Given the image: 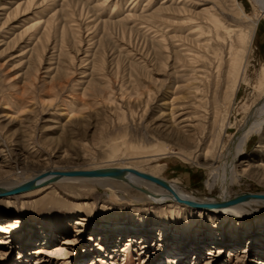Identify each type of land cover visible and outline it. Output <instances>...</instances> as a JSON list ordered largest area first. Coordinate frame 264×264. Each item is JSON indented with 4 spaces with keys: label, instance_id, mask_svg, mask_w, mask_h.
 Instances as JSON below:
<instances>
[{
    "label": "rangeland",
    "instance_id": "obj_1",
    "mask_svg": "<svg viewBox=\"0 0 264 264\" xmlns=\"http://www.w3.org/2000/svg\"><path fill=\"white\" fill-rule=\"evenodd\" d=\"M26 1L0 0V183L18 184L48 169L119 167L148 173L162 167L159 177L177 182L182 191L216 196L219 188L204 155L216 166L221 163L214 158L225 154L245 120L242 104L250 106L255 99L252 89L264 68L259 7L264 0H190L183 7L180 0H38L22 11ZM17 5L21 12L15 14ZM208 9L228 24L253 31L251 86L241 89L231 127H199L191 132L193 140L171 122L177 106L193 113L200 98L173 40L190 43L189 22L205 25ZM37 22L36 39L28 40L24 31ZM197 141L205 151L195 149ZM259 158L264 159V129L236 156L230 195H264ZM120 186L65 183L8 197L11 206L1 201L0 264L264 261V229L244 231L236 219L221 229L224 223L215 216L194 221L184 211L169 213ZM78 209L83 219L74 221ZM39 216L48 223H36ZM65 216L69 226L63 230L58 222ZM185 219L190 221L184 225ZM142 220L146 228L159 221L165 230L139 227V234L132 233ZM261 221L254 229L264 226ZM231 224L239 229L238 242L227 236ZM123 226L130 230L117 233Z\"/></svg>",
    "mask_w": 264,
    "mask_h": 264
},
{
    "label": "bare ground",
    "instance_id": "obj_2",
    "mask_svg": "<svg viewBox=\"0 0 264 264\" xmlns=\"http://www.w3.org/2000/svg\"><path fill=\"white\" fill-rule=\"evenodd\" d=\"M45 1L46 0H42V3H45ZM135 1L137 0H133V3H135ZM171 1L173 3L175 0ZM189 1L190 0H180L179 3H182L183 7ZM232 2L237 3L236 0H232ZM37 3L38 0L26 1L24 3L25 8H23L22 11L30 9ZM259 5L261 16L264 18V2H260ZM19 7L20 5H17L15 14L21 12ZM131 17L132 15H128L127 19H130ZM205 19V25H202L200 23L189 22L188 25L190 27V32L187 35L188 37H190V43L184 44L182 40H173L175 43L176 50L179 54L182 55V57H184L186 65L189 66V79L194 84L193 92L195 94V97H200L194 102V105L198 104L197 107H199V109H203V111H200L198 109L193 113H187V109L185 108V106L179 105L177 106V109L172 111L171 122L173 123L175 129L178 128L184 133H187V135L190 134L188 136L192 137L193 140H195L197 137L195 135L196 133L191 134V132L197 131L199 127L201 130L205 129V126L209 125L211 126V128L215 127L216 125L220 126L221 128L224 127L227 129L231 127V125H233L230 119L231 111L233 110L236 105V102L239 99L238 97L240 95L241 89L244 87L248 88L251 86L249 81V66L253 44V31L241 30L235 25L228 24L224 19L220 17V15L211 12V10L209 9L207 11ZM40 23L41 22H37L33 26L25 29L24 33L26 34V38L28 37V40L36 39L37 33L34 31V29H37ZM161 29H167V27H162ZM46 37L48 36L46 35ZM172 37L173 39H175V37L177 36ZM161 38L162 39L160 40V42L164 41L163 37ZM39 59H41V56H39ZM252 91L255 92V99L253 98L254 101L252 105L249 106L247 105V103H244L241 106V111L245 112V120L238 125V130L233 136V138L230 140L226 148L225 154L223 156H218L214 158H221V163L219 165L217 164L216 166L217 162L214 163L213 160L207 158V154L204 155V159L209 162L208 164H211L208 166L210 168L209 175L213 178L214 182H216L219 188L218 194L210 199L200 198L194 194L186 193L181 190L177 182L168 181L163 179L162 177H159L162 167H155L153 170H151V172L148 173L131 168L111 167L118 169H129L144 175L151 176L155 179H159L167 183L169 189L159 186L145 179L135 177L133 175L127 176L126 182H119L104 178H86L68 175L69 173L73 172H92L95 170L108 168H97L86 171H58L54 169H48L39 172L38 174H35L31 178L27 179L26 181H22L18 184L0 183V191L13 190L16 187H21L26 183L33 181H36L37 184H41L42 182L47 181V179L60 173L65 174L67 176L59 179L54 183H47L46 185L40 186L37 189L31 191L14 195L2 194L0 195V202H5L8 206H11L10 200L12 198H17L18 195L20 197L26 196L30 193L44 191L49 188H52L54 185L56 186L65 183H77L79 185L92 183L104 187L105 184L113 182L120 184V188L124 190L133 189L137 193L143 195L144 198L147 199L151 204L155 206H160L161 209H167L169 213H173L176 211V213L181 214V212L184 211V213H187L188 216L194 217V221H197L198 218L203 215L215 216L218 217V219H221V221L224 223L221 225V229L225 228V225L227 223H234V219L237 220L238 226H240L244 231L264 229V226H258L256 229H254V223H257L260 220H263L261 222L264 223L263 200H246L235 205L223 206L220 208L213 209L190 207L183 203L177 202L174 197V195H176L183 200L191 201L192 203L198 204H221L229 202L233 198L240 196L230 195L229 186L235 181L234 176L236 174V156L244 153V149L247 145V142L249 141L252 135L261 134L264 129V68L261 70L258 82L252 89ZM107 100L110 102L112 101L110 98ZM202 145V142L197 141L195 149H198L199 151H205V148L201 149ZM153 157H155V155H153ZM258 161L260 163V161H264V159L259 158ZM256 167L264 171V165L259 164ZM208 186L211 190V187L213 185L210 184ZM77 213L78 215L73 214L71 216L72 220L77 221L80 218L83 219V216L80 215L81 209H78ZM36 219V223H48V220H42L41 216L37 217ZM69 219L70 218L68 216H65L61 220V223L58 222V226L62 227L63 230H65L67 226H69ZM164 221V224L167 225L166 228L169 229L170 222H168L167 219H165ZM189 221L190 219H185L184 225L186 224L185 222ZM138 223L136 224L138 225L136 226L137 229L135 228V232H132L134 234H139V231L142 230L140 228L142 227L144 229L151 228V231L158 230V227H161L162 230H165L164 224L158 225L159 221H156L154 225L150 226L149 228H146V223L144 222V220ZM125 224L128 225L127 221L125 222ZM129 227L130 226H123L122 228L117 229V233H121V231L128 232L130 230ZM214 227L215 226H211V229L213 231L217 230L218 232L219 230L215 229ZM227 232L231 233L227 236L230 237L233 242H238L239 236L237 234L239 233V229L235 224H231V227ZM102 233L105 232L102 231ZM248 234L250 233H246L247 237H251V235L249 236ZM202 236L204 235L202 234ZM191 238L192 237H186L185 239ZM194 241L196 242L198 241V239L194 238ZM197 248H199V246ZM262 251H264V248L262 249ZM115 252L117 251H114L113 253ZM37 261L35 262V264L42 263H39ZM263 262L264 261H260L259 264H264ZM168 263L170 264L171 260L168 259L166 261V264Z\"/></svg>",
    "mask_w": 264,
    "mask_h": 264
},
{
    "label": "water",
    "instance_id": "obj_3",
    "mask_svg": "<svg viewBox=\"0 0 264 264\" xmlns=\"http://www.w3.org/2000/svg\"><path fill=\"white\" fill-rule=\"evenodd\" d=\"M68 175H70V176L74 175V176L86 177V178H104V179H110V180L119 181V182H126L127 176L133 175L135 177L145 179L147 181L153 182L159 186H162L164 188L169 189L168 184L165 183L164 181H161L159 179H155L151 176L144 175V174H141V173H138L136 171L129 170V169L108 168V169H99V170H95L92 172H79V173L73 172V173H69ZM66 176L67 175L60 173V174H57V175L47 179V181L42 182L41 184H37L36 181L28 182L21 187L14 188L13 190L0 191V195H2V194L14 195V194H18V193L31 191V190L37 189L40 186H44L47 183H54V182L58 181L59 179L66 177ZM174 197H175V200L177 202L183 203V204L190 206V207L213 208V209L220 208L223 206L235 205V204L244 202L246 200H252V199L264 201V195H261V194H253V195L252 194H243V195H240L236 198H233L229 202H225V203H221V204H211V203H204V204L200 203V204H198V203H192L191 201L183 200L176 195H174Z\"/></svg>",
    "mask_w": 264,
    "mask_h": 264
}]
</instances>
